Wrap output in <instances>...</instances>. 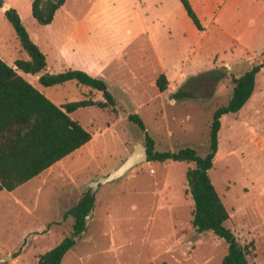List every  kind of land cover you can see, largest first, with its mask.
<instances>
[{
  "label": "rangeland",
  "instance_id": "obj_1",
  "mask_svg": "<svg viewBox=\"0 0 264 264\" xmlns=\"http://www.w3.org/2000/svg\"><path fill=\"white\" fill-rule=\"evenodd\" d=\"M217 1L196 13L203 29L197 31L178 0H65L44 25L31 16V0H2V60L13 65L15 58H27L3 15L13 7L45 56L44 71L100 73L115 112L86 106L69 113L90 139L12 191L0 190V264H37V256L69 232L72 218L62 220V212L142 145L129 113L141 118L155 150L188 146L200 156L207 152L212 111L229 98L231 77L260 62L264 48V39L241 48L224 17H213ZM19 73L55 104L101 99L74 81L43 86L37 75ZM160 73L162 91L155 85ZM177 90L185 94L174 96ZM191 166L140 162L98 182L86 229L60 264H219L225 242L210 231H195L190 222L184 172ZM208 174L229 215L224 226L240 244L252 243L248 264H264V64L246 102L220 117Z\"/></svg>",
  "mask_w": 264,
  "mask_h": 264
},
{
  "label": "trees",
  "instance_id": "obj_2",
  "mask_svg": "<svg viewBox=\"0 0 264 264\" xmlns=\"http://www.w3.org/2000/svg\"><path fill=\"white\" fill-rule=\"evenodd\" d=\"M64 1L31 0L30 14L38 24H48ZM178 1L193 26L199 31L202 30L189 0ZM2 3L0 0V6ZM3 15L11 25L21 50L27 56L26 59L15 58L13 65L0 58V190L12 191L90 139V133L71 119L69 113L86 106L109 107L115 112V99L103 78L81 69L66 68L55 73L45 72V56L29 37L16 10L7 7L3 10ZM263 64L264 48L260 62L252 63L240 75L231 77L232 89L229 98L226 103L212 111L208 128V150L202 156L188 146L174 151L155 150L153 139L145 130L141 118L134 112L127 115V119L142 133L146 161L192 163L184 172L186 191L192 200L190 222L195 231H210L225 242L226 251L219 264H248L246 256L252 243L240 244L231 230L224 226L229 215L210 180L208 170L217 149L220 117L238 111L246 102L252 92L255 75ZM19 71L37 75L38 83L43 86L74 81L98 91L101 99L80 98L55 104ZM165 84V77L160 73L155 79V85L162 91ZM184 94L185 92L178 90L173 93L178 97ZM93 204L94 195L86 188L61 214L62 220L72 218L69 232L40 253L36 258L37 264H60L63 255L84 233L86 219Z\"/></svg>",
  "mask_w": 264,
  "mask_h": 264
},
{
  "label": "crops",
  "instance_id": "obj_3",
  "mask_svg": "<svg viewBox=\"0 0 264 264\" xmlns=\"http://www.w3.org/2000/svg\"><path fill=\"white\" fill-rule=\"evenodd\" d=\"M189 2L195 14H199L201 10L203 13L207 12L213 5L212 0H197L195 3L189 0ZM217 2L212 13L213 17H224L226 26L233 30L241 48L246 49L251 43L264 39V6H261L257 0H218ZM159 15L160 17L165 16L163 12H160ZM143 31H149L146 24L143 25ZM227 48L230 49L231 46H227ZM92 74L103 77L96 71Z\"/></svg>",
  "mask_w": 264,
  "mask_h": 264
},
{
  "label": "water",
  "instance_id": "obj_4",
  "mask_svg": "<svg viewBox=\"0 0 264 264\" xmlns=\"http://www.w3.org/2000/svg\"><path fill=\"white\" fill-rule=\"evenodd\" d=\"M2 6H4L3 3ZM140 162H146V152L143 145L137 144L125 156V158L106 176L94 181L92 185H90L89 187V192L93 194V190H94L93 186H96L98 182H107L116 179L122 176L128 169L135 166L136 164H139ZM7 258L11 259V256H8ZM4 260H5L4 258H0V263L3 262Z\"/></svg>",
  "mask_w": 264,
  "mask_h": 264
}]
</instances>
